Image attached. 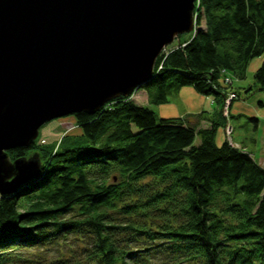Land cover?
I'll return each mask as SVG.
<instances>
[{"label": "trees", "instance_id": "1", "mask_svg": "<svg viewBox=\"0 0 264 264\" xmlns=\"http://www.w3.org/2000/svg\"><path fill=\"white\" fill-rule=\"evenodd\" d=\"M194 1L195 31L136 89L150 105L184 87L221 104V73L244 78L264 52V0ZM254 78L263 92L264 61ZM70 117L72 145L37 138L9 151H37L43 164L0 196V264H264V167L228 139L217 145L223 122L205 111L158 120L131 96Z\"/></svg>", "mask_w": 264, "mask_h": 264}, {"label": "water", "instance_id": "2", "mask_svg": "<svg viewBox=\"0 0 264 264\" xmlns=\"http://www.w3.org/2000/svg\"><path fill=\"white\" fill-rule=\"evenodd\" d=\"M194 0H0V196L40 177L48 122L132 96L195 30Z\"/></svg>", "mask_w": 264, "mask_h": 264}, {"label": "rangeland", "instance_id": "3", "mask_svg": "<svg viewBox=\"0 0 264 264\" xmlns=\"http://www.w3.org/2000/svg\"><path fill=\"white\" fill-rule=\"evenodd\" d=\"M190 37H191L190 33H184V34L181 33L180 37L176 39L173 43H171L169 46H167L165 50L170 47L178 45L180 41L184 42L188 40ZM263 61H264V52L260 56H257L251 59L250 61H248L249 64L247 66L244 78H238L233 73H229V74L226 72L221 73L223 75L221 76L219 83L222 86V90L227 91L226 97L224 101L222 102L223 103L222 112L225 117H227L228 115L229 107H230L229 104H231L232 101H240L241 104L243 103V101H246V102L255 101L256 103H258V105L259 104L264 105V91L260 92L261 98L259 99V101H256V96L259 92L257 91V86L255 83L256 81L254 78V74L257 68L262 64ZM230 87L236 90L238 94H240V96L236 95V99L232 97L231 96L232 92H235V91H233V89ZM131 97L137 103L146 105L147 107H150L152 110H154L158 120H160L163 117L160 115L158 106L150 105L149 103H147V97H146V93L144 90L143 91L136 90ZM170 97L171 95L169 96V100H170ZM228 102L229 104H227ZM261 108H264V106ZM208 111H210V109H208ZM262 112L264 113V109H262ZM231 124L232 125L230 126L226 125L224 129H223V126H219V130L215 138L217 145H221L223 141L227 139V137H228V140L230 139L233 141L238 140L240 142L244 140L245 138H249V141H250L249 146H251V150L254 151L253 148L255 145L254 143H252L250 137L255 132V129H254L255 123L253 120H251V116L248 113H246L245 116H243L241 119H233ZM231 126L234 127L235 129L234 132ZM65 135H68V138L65 141H63V137ZM79 135H80V130L78 129V127H76L74 118L64 117V118L54 119L48 122V124L47 123L44 124L40 128L38 139L39 141L45 140L46 145H48L46 146L47 148L52 149L53 147H55L56 149V147L59 146V144L63 147L65 145L71 144L73 141L79 140V137H80ZM199 141L200 139L197 137V143ZM249 149L250 148H247L248 151ZM258 162L260 163L261 167L264 166L263 165L264 160L262 158L258 160ZM59 250H62L61 254H63L64 257L70 258V256H74V252L68 249L66 245H62L61 247H59ZM58 253L60 254L58 250H54L51 256H54V255L56 256L58 255ZM32 264H38V263H32Z\"/></svg>", "mask_w": 264, "mask_h": 264}, {"label": "crops", "instance_id": "4", "mask_svg": "<svg viewBox=\"0 0 264 264\" xmlns=\"http://www.w3.org/2000/svg\"><path fill=\"white\" fill-rule=\"evenodd\" d=\"M260 98V93H258L256 96V101H259ZM229 105V112L227 117H225L222 112L223 103L218 104L213 97L199 94L195 88L193 89L191 87H184L178 92L174 93V95L172 94L168 103L158 107L160 115L165 118L185 117L188 114H196L205 111L207 112L208 118L211 117L217 121L223 122V129L226 125H232L231 123L233 119H241L246 113H248L252 118H254L253 121L255 123V132L250 137L252 143L255 145L253 148L254 151L251 150V146H249V138H245L241 142L238 140L233 141L229 138L230 142L234 146L249 152L257 162L261 158L264 160V113L262 112V109L264 108H261L264 105H258V103L255 101H243L242 104L240 101H232V103ZM207 108L210 109V111H208ZM203 125L207 127L209 123L206 121L203 122ZM231 127L234 132V127ZM247 148H250L249 151Z\"/></svg>", "mask_w": 264, "mask_h": 264}, {"label": "built area", "instance_id": "5", "mask_svg": "<svg viewBox=\"0 0 264 264\" xmlns=\"http://www.w3.org/2000/svg\"><path fill=\"white\" fill-rule=\"evenodd\" d=\"M232 97H234V98H236V95H235V93H232V95H231ZM227 102V101H226ZM227 104H229V102L227 103ZM228 106V105H227Z\"/></svg>", "mask_w": 264, "mask_h": 264}]
</instances>
